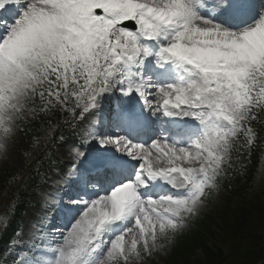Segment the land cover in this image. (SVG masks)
Segmentation results:
<instances>
[{
  "label": "rangeland",
  "instance_id": "374dc122",
  "mask_svg": "<svg viewBox=\"0 0 264 264\" xmlns=\"http://www.w3.org/2000/svg\"><path fill=\"white\" fill-rule=\"evenodd\" d=\"M105 3L106 2L104 0L95 1L94 4H92V8H98L99 6L106 7ZM39 14L40 13H37V15H31L30 23L27 22L25 18H23L21 20V25H19L15 31H12V33L9 34L8 39L4 42L5 47L9 48V50L5 54H9L12 58L8 59L7 55H5L6 62L9 66H7L5 68L6 70L0 74V162L7 163L11 171H16L21 168L20 158L16 154H13L12 149L9 145L10 141H20L15 126V120L19 115L25 116V103L28 99V89L30 88V86L40 82V78L41 76H43L44 72L42 71L43 65L46 67H50L52 65V53L54 55L59 54L61 56L59 57L58 55V59H56L58 63L66 64V62L68 61V57L71 55V52H67V48L61 54V44L66 45L72 44L73 42L77 43L80 40H86V42L89 40V45L82 44L79 47L80 52H86L95 49L96 53H98L100 49H103V46L108 45V47L111 48L110 50L112 52L115 53L113 47L118 52L117 55L112 57V59H114L116 62L121 61L123 64H127L129 62L126 60V58H123L121 56L123 52L122 46L125 45V47L130 48L131 44L130 40L128 39L127 33L125 32L126 30L121 28L120 24L125 21H131L136 24V19L133 18V16L123 13L119 15L118 20H116V23H114L116 25L110 27L111 24H105L104 22L98 20L92 14V11L88 8H85L83 13L79 12V9L77 8L74 11L68 10V13L63 17H59L57 13L49 11L47 14L53 15L54 18L57 17V22L54 20V18L52 20L50 17L47 18V15H43L47 18L45 24L43 25H45L46 27L47 21L49 19L48 25H51L52 27L50 29H43L42 31L36 30L37 32H35V26L39 23L38 20L40 19ZM35 15L36 17H34ZM79 18H84L86 21H84L83 19L82 21H80L78 20ZM262 18H264V16ZM261 19H259L256 24H260ZM143 28L146 30V27ZM26 30L31 32V35L34 38L31 40L32 42L28 40L25 43L24 41L20 40V38L25 39L24 32ZM108 32L116 35L114 42L108 41L105 37ZM190 39L197 47L204 43L200 42L199 36H192ZM17 40L19 42V46L21 44H25L27 45V47H19L18 49H16ZM181 45L184 47L183 51L186 52V48L189 44L187 42H182ZM2 49L3 45L1 46L0 51H2ZM192 50L193 49L188 48L187 54ZM259 51L260 54H256V56L252 58L249 63L243 64L241 69H243L245 78L249 77V75H252L251 81H256L260 85L263 83L259 82L264 81V75L260 73V71H264V68H262L264 67V49H261ZM200 57L201 55L199 54L197 58L199 59ZM241 69L237 68V70ZM65 72H67V68L62 66V73ZM18 85L19 88L17 92L14 93L13 90ZM241 111L242 108L239 111V115L241 114ZM234 120L235 121L234 125L232 126L231 132L229 134H226L225 137L221 140V150H218L217 146H213V144L211 146L212 156H208L211 161L210 167L218 168L214 176H220L224 172L219 162L222 163L224 160V142L233 135V132L237 128L238 121L237 119ZM81 130V135L85 137L83 129ZM77 134L79 135L80 132H78ZM63 145L67 146L66 149H68V147L73 148V145L71 144ZM63 145H58L53 153L52 159L54 161L57 160V162L54 166L48 169V177H50V179L52 180L54 179L52 173L57 174V169H51L53 167L61 166V164L58 162V159L61 157V153H59V150ZM201 157H204L203 159H206L205 155H202ZM202 158H200L197 153H191L189 155L188 153H186L181 158L176 159V161L177 164L181 166V168H183V166H188V169L191 170L195 169L198 166H204L205 168V164L209 162L204 161ZM173 169L178 170V168L175 167H173ZM47 180L52 183V181H50L49 179ZM204 184L209 185V182L205 180ZM202 192L203 194L201 195L204 198L205 194L207 193V189L204 188ZM37 197L38 196H33L31 198L32 201L34 200V204L32 203L33 209L34 205L37 203ZM222 199V193L220 189L216 187L213 191V197L210 203H203L200 200L190 202L191 209H189V204H187L188 208H182L181 214H183V216L181 217H179L176 213L170 214L166 218L153 217L151 213L143 212L139 217V222L137 224L131 223L124 229L119 238L111 241L109 247L105 249L106 256L101 258L95 264H145L143 261V258H145V256H141V254L139 253V246L141 245L143 249H147L150 247V253H152L153 257L156 258V260L158 258H162L161 260L163 261V258L170 255V252L172 251L175 244L176 234H178L179 232L176 226H179L180 229L190 230L194 214L209 213L214 215L221 208ZM36 209L37 211L41 212L43 209V205L39 204ZM31 213L32 210L28 213V215ZM28 215L26 213L25 217L21 219V234L18 239L19 241L15 246V251H13L12 254L16 264H27V252L28 250L32 249L33 246V244L27 243L31 240L36 239L38 234L34 226H39L33 223L34 217H28ZM81 216L82 220L85 222H88V217L94 218L92 216ZM222 225L223 224L221 222V226ZM212 231L214 233L213 238L215 240L212 241L211 248L219 249L225 255L228 251L231 250L232 241L224 244L220 241V237H218V227H214ZM168 232L173 235L171 239L169 238L170 240L165 236V234ZM47 247L48 246L45 247L44 245L41 246V250L45 252V254L49 251V248ZM201 258L202 252L200 249H197L195 251L194 259L192 260L195 261L196 259ZM145 261L146 264H150L151 262L148 260ZM158 261H160V259H158ZM162 261L158 262L157 264H163ZM44 262L45 260H43V263Z\"/></svg>",
  "mask_w": 264,
  "mask_h": 264
},
{
  "label": "bare ground",
  "instance_id": "6f19581e",
  "mask_svg": "<svg viewBox=\"0 0 264 264\" xmlns=\"http://www.w3.org/2000/svg\"><path fill=\"white\" fill-rule=\"evenodd\" d=\"M71 0H0V7H7L10 8L11 6L16 7V8H20L22 15H20V17H24L27 13L33 12V14L40 13V19L38 20L39 23H43L45 24L46 20L48 17H50L53 20V15L47 14L50 11H53L55 13H57L59 15V17H62L63 14H67L68 12V3ZM106 3L111 4L112 2V7H113V3L114 4H118L116 1L114 0H104ZM122 3H128L130 0H120ZM138 1V0H136ZM172 0H146V3L148 5L150 4H155L159 7H163L166 8L168 5H170ZM50 2V3H49ZM163 2H165L166 4H163ZM77 5L72 6L73 8H75ZM112 7L110 9V11L112 10ZM80 10L83 12L84 8L83 6L80 8ZM137 10H142V9H138V6L134 5L131 6L129 9V13H133ZM5 14L8 13V9L4 8L2 10ZM152 10L148 7V12H144L145 15H152ZM136 13H133V15ZM141 14V13H138ZM36 15L34 17H36ZM43 15H47V18L44 17ZM30 16V14H29ZM31 17V16H30ZM186 20L188 21V26H190V29H186V28H182L180 30L177 29H169V31H171V34H175V36L177 37L176 39L177 41H170L168 42V39L171 37V35H169L168 37L162 36L161 40H164L163 42L169 43V49H168V53L169 55H175V56H183V48L180 47V44L187 38V35L190 32H198L199 30H206L208 31L209 27L208 26H204V25H198L203 23V21L191 10V8L189 7V5H187V14L185 16ZM54 20L57 22V17L54 18ZM180 20V17L176 18V21ZM49 23V19L47 21V25ZM43 24H39L34 31H36L37 28H43L45 29H50L52 26L51 25H43ZM176 24V23H175ZM261 24H264V22H261ZM264 25H262L261 28H263ZM152 28H155V26H152ZM159 32H163L167 27H165L164 25L159 26ZM39 31H42V29H38ZM149 31L151 32V30L149 29ZM45 32V31H44ZM256 29H252L249 32H243V34H247L248 35H243L242 38L240 39V37L235 36L234 40L235 41H239L237 43V45H232L233 43H224V45H226L227 51H231L232 49H234L235 53H238V56L233 55L231 56L228 61L229 64H233L235 65V63L237 64V67H239L238 64L241 63H245V60H249L252 58V56L255 55L256 49H257V45H261L264 47V34L263 33H255ZM25 39H21V41H24L25 43L28 40H32L34 39L33 36L31 35L30 31H25ZM201 36H207L208 34L206 33H200ZM257 35V36H256ZM172 38V37H171ZM244 38H246L244 40ZM175 39V40H176ZM19 40V39H18ZM18 40L16 41V49H18L19 46V42ZM208 40L210 42H212L213 40H217V38H214L213 35H209L208 36ZM215 42L214 46H216L217 49H219L220 47L219 44H223V42ZM243 41V42H242ZM147 50V49H146ZM220 50V49H219ZM140 52V51H139ZM138 53V52H137ZM141 54L146 56V60H148L149 63H156L155 58L149 56L146 54L145 51L140 52ZM129 54H133L131 52H128ZM163 59L168 60L169 57L167 55H163V58H159L158 59V65L165 64L168 62H162ZM133 61H135V59H133ZM169 64V63H168ZM7 67L6 62L3 60L2 56L0 55V74L3 73ZM146 67V72L150 73V67L147 66V64H145ZM166 70H170L168 67H165V70H163L162 72L166 75ZM190 76V77H189ZM187 78L184 77L183 73H182V81L180 82L178 79H176V81H172V80H168L167 78L173 77L171 75H169L168 77L164 76L159 77L160 79H153L151 81L148 82V84L150 85V89L149 87H144V92L147 94H150V99L147 103V105L150 107V109L152 110V120H162L159 116V107L157 105L158 100L162 97L165 98L164 95L167 96L168 100H166V103L163 104V107L166 109V112L172 113V117L175 118V116H177V112L178 111H184L181 112V115L183 117H187V124H191L192 122H197L200 123L198 116L202 119V121L204 123H207V112L205 110H208L210 108H212L211 105V100L213 99H219L221 98V102L218 104L219 108L220 107H224V109L226 110L227 107V101L230 100L229 97V93L226 92V89H231L232 86L230 85L229 81H226V86H222L220 84H215L213 85L209 90L204 88V91H193V88H197V85H201L204 86V81L205 79L200 78V74L197 75L196 78H193V75H189ZM209 74H207L206 76H204L205 78H208ZM204 80V81H203ZM121 83L123 81H120ZM163 82H169L165 85H162ZM152 85H155L156 89L151 88ZM180 85V86H179ZM183 88V93L179 95V93H173L175 90H178L179 88ZM19 88V85L15 87V89L13 90L14 93L17 92ZM115 96V100L113 101V106L116 105V101L118 99H120V94L116 91L114 93ZM175 97V98H174ZM98 102V101H97ZM181 104H183L184 106H182ZM127 105L128 110H133L135 107V104H133L134 106H128V103L125 102L124 106ZM109 106V104L107 102H103L101 106H98L96 108V110L93 113V119L96 120L97 116H101L102 118L105 117L106 111L105 110H100L99 107H106ZM118 108L120 107V105H118ZM155 107V108H154ZM193 111H197L196 114H194ZM129 112V111H127ZM125 113V110H124ZM118 116V114H117ZM116 116V117H117ZM106 118V117H105ZM107 119V118H106ZM120 121H122V123H119L120 128H125V126H128V124H130L131 119L130 118H126V121H124L123 123V119H124V115L121 114L120 115ZM102 123H105L106 125H112V127H114V124L111 123H107L106 121H102L101 118L98 119V127H101ZM87 127L89 128V125H87ZM187 127H185L184 125H180L179 129L181 131H185ZM148 129V128H147ZM128 130V129H127ZM144 132H142L141 134H143ZM98 136H104V135H108L111 134L109 131H99L97 132ZM114 136H118L117 134L113 133ZM140 134V135H141ZM172 134L174 135H179V133L177 131L172 132ZM155 135L152 137L154 138ZM185 137L187 139H189L191 136H189V134H187V131H185ZM117 141H120L119 139H117ZM102 144L104 145H114L115 142L112 141H103ZM138 147V146H137ZM141 150V148H139V150L136 151L137 154H139V151ZM62 151V152H60ZM189 152L193 153L194 150H190ZM60 156L62 158H67L69 157L70 159H74V161L76 163H80L82 164L85 168H87V166H85L83 164V159L84 158V154L81 153H76L75 155H71L69 156V152L63 148H61L59 150ZM128 154H135L133 153V151L131 149H129ZM155 157H158L157 154H155ZM137 160H139V157L137 158ZM143 161V159H142ZM141 161V162H142ZM140 162L137 161V164L139 165ZM199 163V162H196ZM144 165L146 166V162L144 161ZM138 170H141L142 167L137 166ZM160 173V172H157ZM90 179H103L102 176H100V173H97L95 176L93 177H89ZM143 181L147 183L148 179H145L144 177ZM151 179H153V176L150 177ZM166 178V185L163 187L162 191L160 194H168L169 191H171V189H175L174 191V199L171 198V202H170V206L169 208H165L163 213L166 212V215H168V212H175L177 210H179L180 205H178L177 203H175V199L180 200L181 203H183L182 200V196L181 194H183L184 189L182 188V179L180 176H178V179H173L171 180V182H169L167 180V176ZM132 180L134 181V177L132 178ZM88 186H90V183H87ZM148 186V185H147ZM164 188L166 189V191L164 192ZM194 190V188H191V191ZM95 191H97V193H92L89 197L90 200L86 203V205L91 206L92 208H97L102 206L101 203H103V207H106V209H108L107 213H100V216H110V214L112 213V211L118 207L120 211L123 212V214H125L126 212V207L124 205L119 204L120 202H124L125 201V196L124 198L119 199L118 201H116V198L118 195L120 194H134L132 191H125L123 190V188L121 187V185H114L112 186V188H100V187H95ZM104 191V192H103ZM179 192H181V194H178ZM106 194H108L107 196H105ZM137 196L140 197V200H138V203L141 205H146L145 204V200H144V196H146L145 193L141 192H137L136 194ZM180 195V196H178ZM128 200H132V196L128 195L127 196ZM166 196L163 195L161 196L156 202H154L153 204L149 205L148 207H151L152 209H154L157 212H161L163 209V205L166 204ZM101 202V203H99ZM185 204V203H184ZM150 212V210H148ZM121 213V212H120ZM98 224V223H97ZM100 224V222H99ZM98 224V225H99ZM95 227L93 226H89L87 223H83L80 227V229L71 234L68 233L66 238H71V240L74 243H78L76 244L75 249L70 250L68 247L65 246V240H62L59 244L58 247V253L61 255L60 257V261L59 264H63V262L65 260H67L68 262L71 261H75V259H77L78 254L81 253L82 256V260H85L86 258H88L89 255V246L86 243V240L89 238V231H94ZM84 242L86 244H84ZM77 262H81L80 260H78Z\"/></svg>",
  "mask_w": 264,
  "mask_h": 264
},
{
  "label": "trees",
  "instance_id": "16d2710c",
  "mask_svg": "<svg viewBox=\"0 0 264 264\" xmlns=\"http://www.w3.org/2000/svg\"><path fill=\"white\" fill-rule=\"evenodd\" d=\"M43 106L47 109L39 113L33 120H27L25 130L27 133L24 135L25 140L32 142L35 139V130L48 127L49 121H57L55 125L62 124L64 129H69L71 120L66 121L64 118L66 115L61 112V108L58 104H54L52 100L50 103H46V99H40ZM252 119L249 123L254 126L253 132L257 136V143L252 148L244 150L239 158H242L244 167L242 173H232L227 180L224 187L225 193V208L220 212V215L225 219V227L223 235H227V232H232V236H235L237 230L245 226V223H250L251 227H257L258 223L256 220L250 221L249 218L252 216L251 213L259 209V204L251 202L248 196H256L258 191L252 190L249 185L252 177L257 174V165L260 160L261 146L259 141L263 136V119L259 118V112L256 109L251 111ZM262 117V116H261ZM65 119V123L63 120ZM55 133V132H54ZM52 134V133H51ZM57 133L52 134L50 138L51 142L57 139ZM35 180L37 177H34ZM39 178L37 181H40ZM27 188V187H26ZM252 194V195H251ZM13 196L12 202L8 203L5 211L8 212L5 216L6 221L8 220L6 227L0 235V253L2 252L1 246L3 244H9L13 240L14 230L17 227L18 216L21 212L18 208V204L22 205L24 202L21 199L22 194H9ZM230 217V218H228ZM215 224V218L206 215H199L196 219V227L193 231H185L177 238L175 247L173 249L172 256L170 259L165 261V264H191L190 257L197 248H202L204 251V260H196L193 264H219L222 262L223 256L220 253H213L205 246L204 238L207 234L212 231V225ZM227 237V236H226ZM6 244V245H7Z\"/></svg>",
  "mask_w": 264,
  "mask_h": 264
}]
</instances>
